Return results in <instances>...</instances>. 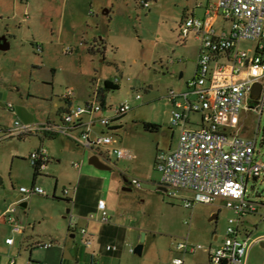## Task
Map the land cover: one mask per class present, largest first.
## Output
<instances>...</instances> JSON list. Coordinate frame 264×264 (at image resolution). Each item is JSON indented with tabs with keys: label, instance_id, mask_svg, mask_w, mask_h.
I'll list each match as a JSON object with an SVG mask.
<instances>
[{
	"label": "rangeland",
	"instance_id": "374dc122",
	"mask_svg": "<svg viewBox=\"0 0 264 264\" xmlns=\"http://www.w3.org/2000/svg\"><path fill=\"white\" fill-rule=\"evenodd\" d=\"M11 1L0 0V35H8L9 42V49L0 51V217L13 205L12 216L22 233L0 220V264H9L12 259L16 264L41 263L50 251L38 244L53 242L54 248L66 245V249L82 245L80 226L89 222L93 227L100 222H82L66 197L75 198L77 179L86 170L96 182L88 190L80 188L81 196L104 200L109 223L123 226L129 238L122 245L120 259L111 264H171L176 257L184 264H209L205 252L186 255L174 247L186 240L203 248L215 247L233 213L219 204L186 209L184 204L192 195L178 191L172 197V191L160 190L154 167L156 155L172 149L179 135V129L171 128L168 122L173 108L165 99L166 93L183 91L184 81L194 76L198 42L193 36L185 43L180 38L183 8L191 7L194 0H151L149 9H142L134 0H64L63 6V0H29V23L21 22V16L8 18L13 13ZM250 46L243 43L241 49ZM114 79L118 89L104 94L100 116H110L123 102L130 105V110L113 122L121 128L109 129L108 134L115 147L126 150L132 158L116 159L110 153L111 170H97L87 164L92 154L89 149L62 135L47 137L42 147L50 161L34 182L28 157L40 147L39 137H18L5 131L13 130L15 122L25 127L28 121L57 120L66 114L61 108L80 106L96 84L101 87L105 80ZM67 90L74 93L71 100L63 99ZM191 118L198 120L196 115ZM143 123L156 124L159 129L146 131ZM238 128L240 137L255 142V158L264 163V113L241 112ZM80 160L81 167L75 169L73 164ZM123 179L138 180L140 188L128 186L130 191H123ZM33 182L46 195H30L23 200L26 208L19 207L15 202L18 189H30ZM64 190H69L68 196ZM246 190V199L258 205L255 214L242 219V234L249 237L246 264H264V174L250 179ZM214 214L217 217L210 220ZM91 215L97 216L91 212L85 219ZM75 227V237L70 238V228ZM142 233L144 250L137 256L130 249ZM213 236H218V242ZM7 238L14 244L7 245Z\"/></svg>",
	"mask_w": 264,
	"mask_h": 264
},
{
	"label": "built area",
	"instance_id": "2783aa9c",
	"mask_svg": "<svg viewBox=\"0 0 264 264\" xmlns=\"http://www.w3.org/2000/svg\"><path fill=\"white\" fill-rule=\"evenodd\" d=\"M134 1L142 9L150 8L151 0ZM189 36L198 42L196 70L183 91L169 90L165 96L173 108L169 125L178 128L179 135L172 149L155 157L158 185L166 192L172 191V197L178 191L189 192L192 200L184 204L186 209L197 204H219V207L230 210L234 215L228 219L224 237L217 246L203 248L186 240L176 243L177 251L186 255L203 251L209 264H245L249 237L242 234V219L258 210L257 203L246 199V188L250 179L256 180L264 174V163L256 160L255 142L240 137L238 126L241 112L251 111L259 116L264 113V0H216L214 5L205 8L202 17L187 16L182 19V42ZM243 43L251 46L241 49ZM36 50L40 52L41 48L36 47ZM113 83L117 84L118 80L114 79ZM254 84L259 85V93L256 100H251ZM95 86L91 97L80 106L70 108L62 116L61 123L46 122L35 127H20L15 122V128L8 131V135L21 137L37 133L42 138L46 135L71 136L70 132L82 125L84 116L91 117L103 112L104 106L98 96L99 86ZM73 95L72 90H67L63 99L71 100ZM139 98L136 95V99ZM8 108H11L10 104ZM129 110L130 105L123 102L112 110L110 116L101 115L96 121L85 123L77 140L93 153L106 148L105 152L115 155L116 159H131V154L126 150L113 148L115 140L108 134L109 129L117 125L113 122ZM192 115L198 116V120H192ZM95 122L108 131L92 135L91 127ZM188 125L196 128H188ZM28 160L41 173L49 157L47 151L39 147L29 155ZM78 165L74 164L75 167ZM130 186L140 188V183L132 179ZM18 193L23 195L22 200L30 195H46L36 185L30 189L21 187ZM63 194L68 196L69 190H64ZM97 210L100 212V222L107 223L103 200L98 201ZM14 211V208L8 211L6 221L12 225L14 232L21 233L20 226L12 216ZM93 219L92 215L88 218ZM80 234L84 247L90 248L91 241L86 237V231L81 229ZM5 243L12 245L13 239H6ZM38 246L49 249L52 243ZM106 249L110 250L111 247ZM130 252L133 250L130 249ZM9 264H14V260ZM171 264H183V260L174 258Z\"/></svg>",
	"mask_w": 264,
	"mask_h": 264
},
{
	"label": "crops",
	"instance_id": "0c3cea01",
	"mask_svg": "<svg viewBox=\"0 0 264 264\" xmlns=\"http://www.w3.org/2000/svg\"><path fill=\"white\" fill-rule=\"evenodd\" d=\"M19 1H20V4H19ZM215 2H216V0H214V2H211L210 0H206L205 2H200L198 0H194V3H193V5L191 7L185 6L183 8L181 21H182L183 18H185L187 16H193V17H196V18L202 17L203 14H204L205 8H207L208 6L214 5ZM28 3H29V0H12L11 1V6H12L11 10H12L13 13L9 14L10 17H8V18L10 20H12V19L13 20H17V17L21 16L22 17L21 22L29 23L30 20H29L28 16L26 15V12H27V9H28L27 8L28 7ZM64 3H65V1L63 0L61 5L63 6ZM108 12L109 11H106L105 13L107 14ZM197 13H199L200 17L197 16ZM51 34L53 35V33H51ZM4 36H8V35H4ZM50 37H53V36H50ZM50 37H48V38L51 39ZM197 57H198V52H197V56L195 58V70H196ZM195 70H194V74H195ZM178 78L179 79L183 78V72L182 71L179 72ZM185 86H186V81H184V87ZM178 92H180V91H178ZM99 101H100V99H99ZM69 106H70L69 107V109H70L72 104H70ZM7 108H8V106H7ZM8 109H10L12 111V105H11V108H8ZM69 109L68 108H65V109L61 108L60 110L63 111V112H67ZM59 115H60V113H59ZM99 116H100V114H94L91 117L84 116L82 118V125H79V126L75 127L70 132L71 136H64V137L70 139L71 141H73L74 143L80 145L81 147L86 148L77 139L80 136V133L84 130V126L83 125L85 123H88L91 120L92 121H96ZM61 118H62V116H60L57 120H53V119H50L49 117H47V118H45V119H43L41 121H37V122H35V121L34 122L33 121L29 122L28 121L27 122V126L35 127V126H39V125H41L43 123H46V122L59 124V123H61ZM121 126H122L121 124H117L113 128L115 130V129L121 128ZM14 127H15V125H14ZM8 131H10V129L6 130L5 133L8 132ZM107 131L108 130H105V129L99 127L96 124V122H95V125H93L91 127V134L92 135H96V134H99V133H104V132H107ZM31 134H36L39 137L40 147H42L43 140L45 138H42L37 133H31ZM112 146H113V148H116L115 147V142H114V144ZM108 149H111V147H109ZM91 153H92L91 155H93V154L97 155L104 163L108 164L111 167L110 156L105 151H104V153H102V152H98V153L97 152L96 153L91 152ZM49 161H50V158H49ZM87 161H88V159H87ZM57 162H58V160H57ZM77 164H79L78 167H75L74 164H73V167L75 169H79L81 167L82 160H80V163H77ZM87 164H88V162H87ZM92 176L93 175H92L91 172H89V170H86V174L85 175H80V177L77 179V183H76V185L78 186L77 187V191L74 192L75 198L73 199V198L68 196L66 199L70 203L72 209L76 211V215L79 216L81 220L84 219L86 221H89L88 219H85L86 215L91 213V212H96L97 216L94 217L93 220H97V221L100 222V220H99L100 219V212L97 210V203L101 199L87 200V198H84L83 196H81L82 194L80 192V188L88 190V187L93 185L94 182H96L95 181L96 180L95 177L93 178ZM35 179L33 178L34 182H35ZM34 182H33V185H34ZM157 186H158L159 189L161 188V187H159L158 183H157ZM74 189L75 188H73V191H74ZM123 191H125V190H123ZM52 196H54V192H53ZM105 206H106V203H105ZM12 207H13V205L10 206L9 208H7L2 213V215L0 217V220L3 219L4 222L8 223L6 221V216L9 214L8 211ZM214 215H216V214H214ZM214 215H212V216H214ZM82 222H83V220H82ZM101 223L102 222H100V223L95 222V225H93V227L91 226V224L89 222H84L81 226L77 224L78 226H80L81 229H84L86 231V237L91 241V247L90 248L84 247V245L82 243V236H81V239H80L82 245L73 246L71 249H69V248L66 249V247H67L66 245H63V247H61V248H58V247L54 248L56 244L51 242L52 243V247H50L49 249H45V250H49L50 252L45 255L44 259H41V263L40 262H37V263L38 264H111L112 262L116 263L117 260L120 259V256L122 254V245H123V243L125 241L129 240V238H126L127 237V231H126V229L123 226L109 223V219H108L107 223H102V224ZM74 225L77 226L76 224H74ZM20 229H21V227H20ZM70 232H71V234L69 235L70 238H74L75 237L74 233L76 232V227L75 228H70ZM21 233H22V230H21ZM21 233H18V234H21ZM7 239H9V238H7ZM213 240L215 242H218V236H213ZM13 244H14V240H13ZM217 245H218V243H217ZM108 246L111 247L110 250L106 249V247H108ZM209 247H211V245ZM143 250H144V247H143ZM143 250H142V253H143ZM30 255H31V253H30ZM176 258H178V257H176ZM245 259H246L245 260V264H246L247 258H245ZM12 260H14V259H12ZM14 264H16L15 260H14ZM27 264H30V263L28 262ZM183 264H184V261H183Z\"/></svg>",
	"mask_w": 264,
	"mask_h": 264
},
{
	"label": "water",
	"instance_id": "95a60500",
	"mask_svg": "<svg viewBox=\"0 0 264 264\" xmlns=\"http://www.w3.org/2000/svg\"><path fill=\"white\" fill-rule=\"evenodd\" d=\"M8 49H9V42L7 41L6 36L0 35V51H6ZM258 93H259V85L258 84H254V86L252 87V90H251V95H250L251 100H256V98L258 96ZM87 162H88V164L90 166L94 167L97 170H102V171H110L111 170V167L108 164L104 163L95 154L91 155L88 158ZM123 183L125 184L123 190L130 191V189L128 187L130 185V182H127V180L123 179ZM0 184H1V179H0ZM160 189L163 190L164 192H166V189H164V188H160ZM22 199H23V195L19 194L15 198V202L18 203L19 207L26 208L27 204ZM215 218H216V215L212 216L210 218V220H214ZM144 239H145V234L142 233L141 237L139 239V243L133 249V254H135L137 256H141L142 255ZM262 246H264L263 243H262Z\"/></svg>",
	"mask_w": 264,
	"mask_h": 264
},
{
	"label": "trees",
	"instance_id": "16d2710c",
	"mask_svg": "<svg viewBox=\"0 0 264 264\" xmlns=\"http://www.w3.org/2000/svg\"><path fill=\"white\" fill-rule=\"evenodd\" d=\"M118 89V83L115 84L113 83V80H105L103 82V85L98 89V96L101 102V105H104V94L108 91L111 90H117ZM143 128L146 131H151V132H155L158 131L159 126L156 124H152V123H143ZM53 138V136H45L44 138ZM34 169V174H33V178L35 179L37 176H39L41 173L39 172L37 167H33Z\"/></svg>",
	"mask_w": 264,
	"mask_h": 264
}]
</instances>
